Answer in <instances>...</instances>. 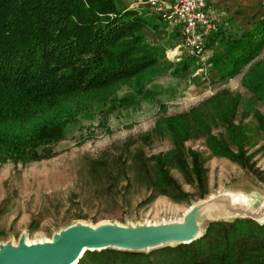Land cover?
I'll list each match as a JSON object with an SVG mask.
<instances>
[{"label": "trees", "instance_id": "16d2710c", "mask_svg": "<svg viewBox=\"0 0 264 264\" xmlns=\"http://www.w3.org/2000/svg\"><path fill=\"white\" fill-rule=\"evenodd\" d=\"M163 25L167 22L152 9H123L117 0H0V164L53 157L70 121L94 104L112 102L122 84L131 83L141 93L167 51L147 40L145 28L158 31ZM263 43L264 11L251 28L234 33L214 59L215 66H224L223 79L243 73L248 96L223 88L186 112L158 119L156 130L172 143L168 152L153 156L159 194L175 200L192 195L171 175L176 168L189 171L205 197V164L213 157L255 172L248 144L264 141L259 108L264 104V57L256 59ZM193 138H203L206 151L188 148ZM263 150L264 144L256 152ZM88 258L94 264H264V222L213 220L191 242L148 252L87 250L77 264H88Z\"/></svg>", "mask_w": 264, "mask_h": 264}, {"label": "rangeland", "instance_id": "374dc122", "mask_svg": "<svg viewBox=\"0 0 264 264\" xmlns=\"http://www.w3.org/2000/svg\"><path fill=\"white\" fill-rule=\"evenodd\" d=\"M249 1L253 5L246 9L227 6L225 11L242 20L247 9L253 10L258 20L264 0ZM242 29L231 20L217 23L202 58L177 51L183 38L168 29L170 40L159 44L169 46V51L141 93L131 83L122 84L112 102L94 104L70 121L53 157L0 164V253L15 257L30 249L60 253L65 241L73 246L81 240L79 234L71 235L75 230L113 234L148 252L153 236L185 226L197 227L201 236L214 218L255 216L264 222V150L256 152L264 144L261 139L256 146L248 144L255 172L225 157L206 161L209 190L203 198L189 171L170 170L192 194L188 199L159 194L153 185V156L172 148L170 139L156 130L158 119L186 112L223 88L250 94L241 84L243 73L223 79L219 73L224 66L214 64L229 38ZM262 57L264 43L256 59ZM259 108L264 113L263 103ZM187 147L206 151L203 138L189 140ZM113 246L108 248L123 249Z\"/></svg>", "mask_w": 264, "mask_h": 264}, {"label": "water", "instance_id": "95a60500", "mask_svg": "<svg viewBox=\"0 0 264 264\" xmlns=\"http://www.w3.org/2000/svg\"><path fill=\"white\" fill-rule=\"evenodd\" d=\"M247 216V215H245ZM257 219L255 216H249ZM215 220H219L214 218ZM213 220V219H212ZM76 233L71 235L79 234L81 240L74 243L71 246L69 241H65V248L60 253L44 252L41 249H30L23 251L18 257L13 256L8 252L0 253V264H75L84 255L87 250L104 249L108 247H114L118 245L123 249L129 250H141L142 248L136 244H130L121 240L116 235L108 233H94L75 230ZM105 234V235H104ZM162 234V233H160ZM200 232L197 227L185 226L181 231H174L172 234H164L153 236L154 244L152 248L166 245V244H178L187 243L198 238ZM167 241V243H164ZM73 242V241H72ZM59 247V246H57ZM151 248V249H152ZM83 252L80 254L81 250Z\"/></svg>", "mask_w": 264, "mask_h": 264}, {"label": "built area", "instance_id": "2783aa9c", "mask_svg": "<svg viewBox=\"0 0 264 264\" xmlns=\"http://www.w3.org/2000/svg\"><path fill=\"white\" fill-rule=\"evenodd\" d=\"M148 4L168 25L181 30L183 39L177 51L185 50L197 58L204 56L217 21L209 0H148Z\"/></svg>", "mask_w": 264, "mask_h": 264}, {"label": "crops", "instance_id": "0c3cea01", "mask_svg": "<svg viewBox=\"0 0 264 264\" xmlns=\"http://www.w3.org/2000/svg\"><path fill=\"white\" fill-rule=\"evenodd\" d=\"M209 1L211 3V7H212L213 12L218 17L216 24L218 23V24H220V26H221V24L224 23L225 20H231V22H233V21L236 22L238 25H240V27H243V29H247L246 25L249 22L252 23V22L256 21V18L253 16V15H255V12H253V10L247 9L242 20L240 17H237V16L235 17L231 13L227 14L225 11V7H227V6H232V7H238V6L241 7L242 6V7H245L244 9H246V7L248 8V7H250V5H253L252 1H249V0H209ZM117 3L119 5V7L123 8V9L131 8V7L142 9V10H147V9L150 10L151 9L149 4H148V0H117ZM226 14L228 16H227V18H224ZM167 25L161 26L160 30H158V31L154 30L151 27L145 28V34H146L147 40L151 43H160V42L164 43V42L170 40L169 35L167 34V33H169L167 31L168 29H170L169 31H174L175 34L179 33L180 37L182 36V32L180 29H178L176 27H172L170 25L167 26ZM174 42L175 41L173 40V43ZM166 48H167V52H168L169 51L168 48H170V47L168 46ZM230 79H232V77Z\"/></svg>", "mask_w": 264, "mask_h": 264}, {"label": "bare ground", "instance_id": "6f19581e", "mask_svg": "<svg viewBox=\"0 0 264 264\" xmlns=\"http://www.w3.org/2000/svg\"><path fill=\"white\" fill-rule=\"evenodd\" d=\"M84 249L81 250L80 254L83 252Z\"/></svg>", "mask_w": 264, "mask_h": 264}]
</instances>
